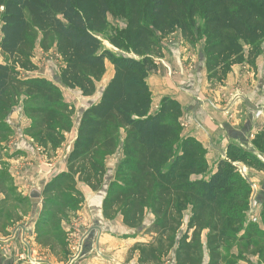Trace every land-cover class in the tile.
<instances>
[{
  "label": "trees",
  "instance_id": "obj_1",
  "mask_svg": "<svg viewBox=\"0 0 264 264\" xmlns=\"http://www.w3.org/2000/svg\"><path fill=\"white\" fill-rule=\"evenodd\" d=\"M122 1L126 28L108 42L128 55L101 48L107 0H0V54L5 57L0 63V235L7 236L11 226L5 219L14 192L6 169L1 172L3 144L13 136L9 116L21 111L29 122L23 134L49 158L72 129L73 109L58 85L19 74L37 69L32 61L36 49L55 50L62 62L58 84L82 97L96 93L106 62L113 75L97 102L79 116L66 170L44 184L34 226L37 244L66 259L61 224L84 202L76 188L81 183L102 192L103 220L120 216L127 230L149 235V241L130 249L138 254L137 264H164L168 259L171 264H225L224 250L264 240V201L258 202L261 231L248 222L252 192L238 170L239 165L264 173L258 158L264 156V128L252 138L249 151L229 144L206 178V150L196 139L182 136L181 105L163 96L151 112L147 78L158 73L160 40L175 29L185 40L195 38L197 15L203 18L207 82L222 85L234 66L254 68L264 42V0ZM115 154L119 158L110 176L106 160Z\"/></svg>",
  "mask_w": 264,
  "mask_h": 264
},
{
  "label": "crops",
  "instance_id": "obj_2",
  "mask_svg": "<svg viewBox=\"0 0 264 264\" xmlns=\"http://www.w3.org/2000/svg\"><path fill=\"white\" fill-rule=\"evenodd\" d=\"M37 51L42 52L36 49L35 53ZM106 65L107 62L105 67ZM157 65L158 73L147 78V85L150 91H152L150 83L153 82V84L158 85L156 87V92H153L154 96L152 95L151 112L154 113L157 111L159 101L163 96H169L181 105L182 116L180 122L183 126L182 136L192 137L202 144L206 150L209 176L214 172L218 161L224 158L226 148L229 144H235L243 150H251L252 138L264 128V76H260L259 74V66L263 65L261 57L257 58L254 68L245 64L232 67L223 84L220 86L215 85L212 88L207 84L204 67L200 69V76L196 81L191 80L190 76H188L186 80L181 79L182 81L179 82L176 80L177 77L175 76V72L170 73V78H165L162 75L161 68H159L160 65ZM106 75L109 81L113 75V69L110 64L104 77H106ZM100 95L101 91L97 95L95 102H97ZM202 95H206L207 97L204 101L201 100ZM260 108H262L263 111L262 115L256 118L255 110ZM9 122L13 126L14 134L9 141L3 144L5 146L4 153L8 155L7 159L5 158L4 160L7 162L9 171L13 173L15 177L13 181L15 186L19 184L18 191L21 192V194L23 192L22 189L26 186L25 183L29 182L30 185L26 190L28 194L30 188L34 186L33 183H30L32 180L28 175H35L34 178L43 176V173L46 175V170L42 169L40 165L44 157H42L43 155L40 153V149L33 141L23 134L29 122L23 117L20 110L13 112L11 116H9ZM75 136L76 129L73 139H75ZM15 152H20V154L15 155ZM37 154L40 156L41 160L43 159L42 161H36ZM258 158L264 164V156H258ZM21 160L22 163H19L18 161ZM65 167V162H63V164L60 163L57 172L59 173L66 170ZM244 171L248 175V177L244 178L247 181L249 179L251 189H255L254 178L262 180V184L260 186L258 185V189H261L262 194L260 197H263L264 200L263 173L251 169H244ZM27 177H30V180L27 179ZM78 186L79 190L82 186L85 187L81 183H79ZM90 193L94 194L93 192ZM2 198L3 195L0 194V199ZM91 199L92 196L90 195L89 200ZM102 199L99 202L96 211L97 214L94 212V217L95 219L97 217L98 219L96 220L104 222L105 225H107L111 222L105 221L102 218ZM87 203V209L91 212L92 209L90 210V207L92 202L89 201ZM40 210L41 203L37 206L34 215H37ZM82 213V211L77 212V215L81 214L82 216ZM83 219L85 221L84 217ZM33 221L34 220L30 223L29 221L19 222L12 228L9 227L7 229V236L0 235V240L5 238L6 241H0V264H5L8 260V264L13 259L15 261V258L22 250L26 253L27 250H29L27 254H30L31 251L29 248L33 249L32 245H34V249L42 255V259H39L41 264H124L128 259L127 256L129 255L130 249L137 243L120 238H113L105 232L101 233L100 236H96L92 242H80V239H78L79 242H67L68 255L66 259L62 260L59 255L51 253L48 248H36L35 243L32 244ZM71 223L72 220L69 222V225ZM74 226L75 223H72V229L69 230L68 237L73 239L81 238L82 235H77L81 232L80 228L77 225V227L73 229ZM83 229L82 232H85L86 229ZM96 231L100 230L98 228L91 230L92 233ZM233 252H236V250ZM137 257V252H134L133 261L137 262Z\"/></svg>",
  "mask_w": 264,
  "mask_h": 264
},
{
  "label": "rangeland",
  "instance_id": "obj_3",
  "mask_svg": "<svg viewBox=\"0 0 264 264\" xmlns=\"http://www.w3.org/2000/svg\"><path fill=\"white\" fill-rule=\"evenodd\" d=\"M107 1L109 4V12L107 14L108 26H107L106 32L104 34L99 35V40L101 42V48L111 51L114 55H128L125 51L117 50L113 48L108 42V39L110 36H119L124 32L126 28V25H127L126 13L127 12H126L125 6L122 0H107ZM194 23L195 25H194L193 30H194V33L196 34L195 38L191 40H185L182 38L180 30L175 29V31L172 34L160 40V43L163 48V58L160 61L157 60V62L160 65L159 68H161L162 75L165 78H170L169 75L172 72H175V76L177 77L176 80L179 82L182 81L181 79L186 80L188 76H190L191 80H194V81H196L199 78L200 71H201L200 69L203 68V44H204V38H205L203 35V18L200 15H197ZM196 30H198V33H196ZM0 38H1V34H0ZM260 47H261L262 53L260 54L259 57H261L263 65L259 66L260 67L259 74L260 76L261 75L264 76V71H263L264 42L260 44ZM247 50L248 48H245V51ZM32 61L36 65L37 69L33 72H19L20 77L23 79L39 77V78H44V79H47L49 81L56 83L62 93L63 100L68 104L70 108L73 109V114L71 117L72 129L70 133L65 135V140L63 144L60 146V148H58L55 151V153L52 154L51 158L43 155L42 156L44 157L43 158L44 160L42 159L43 161L41 160L38 154H37V158L35 157L36 161L38 160L42 161L40 165L42 169L46 170V175L45 173H43L42 174L43 176H40V177L38 176L34 178L35 175L33 176H31L30 174L28 175L31 177V180H32L30 183H33V185L37 186L41 182H43L44 184H47L56 175V173L58 174L57 170H58V166L60 165V163L63 164V162H65V166H66V158L72 148V144L74 140L73 137H74L75 129L77 127V123H78L81 112L85 108H87L90 104L96 101L97 95L99 94L100 91L104 89V87L107 85L109 81L106 75V77L102 78V80L96 84V88H97L96 93L92 97L85 98V97H82L77 90H67L63 88L60 84H58L59 83V72L62 67V62L60 58L57 56L55 50L54 51L50 50L49 52L37 51L35 55H33ZM0 63L1 64L5 63V57L1 54H0ZM106 68L107 69L109 68V62H107ZM207 84L211 88L215 86V84H211L209 82H207ZM150 86L152 90L151 95L154 96V93L156 92V87L158 85H155L152 82L150 83ZM206 98H207L206 95L201 96L202 101H204ZM13 134H14V131H13ZM119 138H123L122 133L119 134ZM3 154H4L2 156L3 160L5 158L7 159V156H8L7 153H3ZM18 154H20V152H15V155H18ZM259 157H262V156H259ZM118 158H119V155L115 154L111 157H108L106 160V166L110 171L109 173L110 176L113 175L112 171L114 170L117 164ZM18 162L22 163V160ZM2 163L4 166H2L1 172L3 171V169L4 170L6 169L5 172L9 177V182H8L9 186L11 185L14 186L13 187L14 192L13 191L10 192V195H11L9 198L10 203L8 205L9 215L6 216L5 221L9 222V224L11 225L10 226L11 228L19 222L29 221L30 223L32 222V220H34L33 222L35 226V223L40 215V211L38 212L37 215H34V212L36 211V208L39 205V203H41V199L40 200H31V199L29 200L27 198L28 194L26 193V190L28 189V186L30 185L29 182L25 183L26 186L24 189H22L23 192L21 194V192L18 191L19 184L18 185L16 184L15 186L13 182L15 177L13 173L9 171V168L7 167V162L4 160L2 161ZM244 169L246 168L238 165L239 173L242 175V177L246 178L248 177V175L246 174ZM205 176L209 177V172H207ZM30 177H27V179L30 180ZM254 179H255L254 182L257 184V188H256V184L254 183L255 189L254 188L251 189L252 193L250 195L248 204L250 203V200L253 198H255L258 202L264 201L263 197H260V195L262 194L261 189H258L259 188L258 185L260 186L262 184V180H257L256 178ZM248 183H249V179H248ZM78 184L76 188L80 193L82 192L84 194L83 195L81 193L82 196L84 197V202L80 210L77 212L82 211L83 213L81 216V214L77 215V212H76L70 215V217L61 224V229L64 231L66 242H76V241L79 242L78 239L81 240L80 242H92L96 238V236H100L101 233H105V232H107V234L111 235V237L113 238H117V239L120 238L123 240H127L129 242L141 243V242H147L150 240L149 235L142 233V231L140 232L130 231V230H127L125 227H123L120 216L115 218L113 221H108L111 223L107 225H105L104 222H100L99 220H96L98 218L96 217L95 219L94 212L95 214H97L96 211L98 209L99 202L103 197L102 193L99 191L97 193L93 192L94 194H92L90 193L92 192L90 189L83 187V186L79 190ZM254 185L252 183L253 187ZM90 195L92 196L91 200H89ZM89 201L92 202L91 207H90V210L92 209L91 212H89L87 209V206H88L87 202ZM14 202L16 204H13ZM260 212H261V208L259 211V215H260ZM83 217L85 218V221ZM71 220H72V223H75V226L73 229H75L77 225L80 228L81 232H79L77 235H82L81 238L73 239V238L68 237L69 230L72 229L71 228L72 223L69 225V222ZM149 220L150 219L148 218L147 221ZM248 222L253 223L249 219H248ZM259 223H260V219L258 223H253V224H257L260 227ZM83 228L87 230V233H86V230L85 232H82V230H84ZM94 228H98L100 231H96L95 233H92L91 230L92 229L94 230ZM260 228H261L260 230L262 231L263 230L262 227ZM51 229L54 230L53 226ZM200 240L201 242H204V237L202 236ZM0 241L6 242L5 238H2ZM31 242L32 244L35 243L36 248L44 249L40 245H38L37 242L35 241L34 228H33V234L31 236ZM32 247L33 249L29 248L31 251L30 254H27L29 250H27V253L23 252L22 250L21 253L17 255L15 260L18 259L19 256L22 254H25L26 258L32 257L37 262L39 259H42V255H40V253L34 249L35 246L32 245ZM234 250H236V252H233ZM222 254L224 257L225 264H264V240L259 239L256 242H254L253 245L249 247H246L243 244L233 245L231 248H229V251L224 250ZM127 257L128 259L124 262V264H137L136 261H133V252L129 251V255ZM19 261L20 262H17V261H14L13 259L9 264H21L22 262H24L21 260ZM8 262L9 260L6 261L5 264H8ZM40 264H41V261H40ZM164 264H171V260L170 259L166 260Z\"/></svg>",
  "mask_w": 264,
  "mask_h": 264
},
{
  "label": "built area",
  "instance_id": "obj_4",
  "mask_svg": "<svg viewBox=\"0 0 264 264\" xmlns=\"http://www.w3.org/2000/svg\"><path fill=\"white\" fill-rule=\"evenodd\" d=\"M156 63L158 64L157 61H156ZM262 112H263L262 108L256 109L255 110V117L257 118V117L261 116ZM248 205H249L248 210H247L248 219L253 223H258L259 222L260 204L258 203V201L255 198H253L250 200V203ZM19 260L24 261L21 264H40L39 260L37 262L32 257L26 258L25 254L20 255L19 258L16 259L15 261L20 262Z\"/></svg>",
  "mask_w": 264,
  "mask_h": 264
},
{
  "label": "water",
  "instance_id": "obj_5",
  "mask_svg": "<svg viewBox=\"0 0 264 264\" xmlns=\"http://www.w3.org/2000/svg\"><path fill=\"white\" fill-rule=\"evenodd\" d=\"M44 189V183H40L39 185H34L30 188L28 193V198L31 200H40L41 195Z\"/></svg>",
  "mask_w": 264,
  "mask_h": 264
}]
</instances>
